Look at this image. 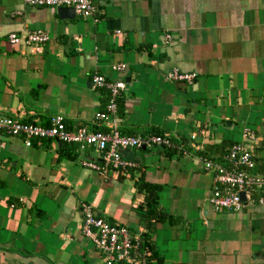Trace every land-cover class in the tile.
Segmentation results:
<instances>
[{
    "label": "crops",
    "instance_id": "0c3cea01",
    "mask_svg": "<svg viewBox=\"0 0 264 264\" xmlns=\"http://www.w3.org/2000/svg\"><path fill=\"white\" fill-rule=\"evenodd\" d=\"M57 12L0 0V114L43 126L59 114L70 129L105 131L94 120L108 100L92 84L99 74L126 83L121 134L167 132L175 148L125 151L135 166L103 176L81 164L95 157L90 149L5 138L0 264H105L81 232L82 204L141 232L155 264H264V206L214 211L213 177L198 159L225 164L230 145L250 127L264 163V0H99L97 22ZM35 30L49 36L40 50L9 41ZM118 63L127 68L112 70ZM171 71L195 78L169 80ZM193 134L201 152L191 146ZM143 182L157 187L153 217Z\"/></svg>",
    "mask_w": 264,
    "mask_h": 264
},
{
    "label": "built area",
    "instance_id": "2783aa9c",
    "mask_svg": "<svg viewBox=\"0 0 264 264\" xmlns=\"http://www.w3.org/2000/svg\"><path fill=\"white\" fill-rule=\"evenodd\" d=\"M24 3L32 7L72 9L75 15L98 21L99 0H24ZM170 38V35H165V41H170ZM48 40V34L42 30L9 35L11 43L23 42L36 51ZM126 68L125 63L112 66V70L117 72H123ZM167 77L173 81L191 82L195 74L171 71ZM92 84L98 89L108 91L104 109L94 115V120L106 126L105 131H89L84 126L70 129L64 117L59 114L51 116L47 126L40 125L37 121H25L17 114H0V147L8 137L21 138L26 147H32L33 143L41 146L43 141H50L53 146L56 143L73 144L81 151L90 149L95 152V157H86L81 164L103 176L111 171L125 173L127 169L135 166V163L124 157L125 151L153 147L175 148L172 136L167 132L148 136L120 133L117 111L118 101L126 90L125 81H108L104 76L95 74ZM241 137L242 140L232 143L223 156L225 164L218 163L205 154L198 157L204 171L211 173L213 177L209 203L216 212H240L246 206H264V163L258 162L253 147L259 137L249 127L242 130ZM194 140L195 134L191 135V146L196 152H201ZM241 193L244 194L243 199ZM80 213L81 232L93 243L105 264L153 262L149 247L141 248V232H131L128 227L118 222L102 218L87 204L81 205Z\"/></svg>",
    "mask_w": 264,
    "mask_h": 264
},
{
    "label": "trees",
    "instance_id": "16d2710c",
    "mask_svg": "<svg viewBox=\"0 0 264 264\" xmlns=\"http://www.w3.org/2000/svg\"><path fill=\"white\" fill-rule=\"evenodd\" d=\"M119 102L120 101H118V111H117L118 117H119ZM139 189L145 193V199H146L145 202H146V206L148 208V213H147L148 217L155 216L156 215L155 209L157 206V199H156V193L155 192H156L157 187L153 184L143 182L139 185ZM162 217H163V214H159L156 217V221H161ZM145 244L146 243H144V245ZM144 245L142 243L141 248L145 247ZM152 254H153L152 259L156 261V258H155L153 251H152ZM149 264H155V263L150 262ZM157 264H159V263L157 262Z\"/></svg>",
    "mask_w": 264,
    "mask_h": 264
},
{
    "label": "water",
    "instance_id": "95a60500",
    "mask_svg": "<svg viewBox=\"0 0 264 264\" xmlns=\"http://www.w3.org/2000/svg\"><path fill=\"white\" fill-rule=\"evenodd\" d=\"M57 13H58L60 18H64V19H73L75 16L72 9L60 8V9H58ZM240 196L242 199L244 198L243 193H241Z\"/></svg>",
    "mask_w": 264,
    "mask_h": 264
},
{
    "label": "rangeland",
    "instance_id": "374dc122",
    "mask_svg": "<svg viewBox=\"0 0 264 264\" xmlns=\"http://www.w3.org/2000/svg\"><path fill=\"white\" fill-rule=\"evenodd\" d=\"M253 123V122H252ZM248 126H251V125H248ZM250 128V127H249Z\"/></svg>",
    "mask_w": 264,
    "mask_h": 264
}]
</instances>
